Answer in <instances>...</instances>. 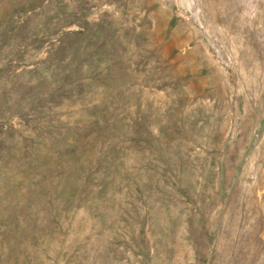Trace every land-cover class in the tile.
<instances>
[{
  "label": "rangeland",
  "instance_id": "374dc122",
  "mask_svg": "<svg viewBox=\"0 0 264 264\" xmlns=\"http://www.w3.org/2000/svg\"><path fill=\"white\" fill-rule=\"evenodd\" d=\"M0 264H264V0H0Z\"/></svg>",
  "mask_w": 264,
  "mask_h": 264
}]
</instances>
